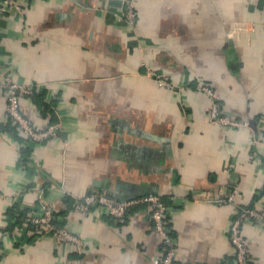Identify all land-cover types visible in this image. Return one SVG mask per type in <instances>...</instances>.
Instances as JSON below:
<instances>
[{"label":"crops","instance_id":"crops-1","mask_svg":"<svg viewBox=\"0 0 264 264\" xmlns=\"http://www.w3.org/2000/svg\"><path fill=\"white\" fill-rule=\"evenodd\" d=\"M2 1L0 82L33 86L23 113L36 128H62L57 140L27 141L0 87V264H152L163 254L148 206L114 220L79 208L93 192L159 196L177 264L233 262L231 224L243 208L264 213V0H17L21 12ZM203 82L248 127L211 123ZM43 203L82 254L28 222ZM242 232L251 262L264 264V220Z\"/></svg>","mask_w":264,"mask_h":264},{"label":"built area","instance_id":"built-area-1","mask_svg":"<svg viewBox=\"0 0 264 264\" xmlns=\"http://www.w3.org/2000/svg\"><path fill=\"white\" fill-rule=\"evenodd\" d=\"M9 9H16L22 11V7L17 0H3L1 10L7 11ZM123 17L131 24L135 23L137 18V11L135 4L132 2H125ZM149 76L155 79V82L163 88L168 90L176 89L175 86L157 75L154 71H149ZM2 87L7 92V117L17 127L18 131L29 142L42 143L49 139L57 140L59 131L62 128L61 123L50 124L44 128H36L27 115L23 113L21 100L23 96H29L33 92V86H24L14 81L11 76H3L0 82ZM210 99V107L208 110V120L211 123L221 126L229 127H248V123L234 117L227 115L220 103L219 98L214 92V89L207 83L203 82L200 86ZM239 194L238 188H234L227 196L226 201L231 202L236 195ZM140 205H146L150 209V218L153 221L156 232L161 236L165 250L163 254L156 257L152 264H177V253L175 242L166 226V216L168 212L167 204L156 195H147L141 198L119 201L110 198L102 193L93 192L84 197L78 204L80 209L90 210L97 208L105 216L114 220H123L130 213V211ZM42 215L35 218H29L28 222L38 226L42 229L43 235H50L55 240L56 244H72L77 253L82 254L84 251V244L82 239L67 230L66 227H59L55 225L56 210L53 205L42 204ZM264 220V213L254 208H243L239 217L231 224L230 227V242L234 249L235 260L230 264H253L250 259V245L251 242L246 238L242 232L243 226L252 221ZM179 264H192L183 262Z\"/></svg>","mask_w":264,"mask_h":264},{"label":"trees","instance_id":"trees-1","mask_svg":"<svg viewBox=\"0 0 264 264\" xmlns=\"http://www.w3.org/2000/svg\"><path fill=\"white\" fill-rule=\"evenodd\" d=\"M33 92H34V89H33ZM14 127H15V129H17V127H16V126H14ZM17 130H18V129H17ZM167 206H168V204H167ZM55 225H57V226H59V227H61V226H62V224H61V223H59L57 216H56ZM166 226H167V225H166ZM167 228H168V227H167Z\"/></svg>","mask_w":264,"mask_h":264}]
</instances>
